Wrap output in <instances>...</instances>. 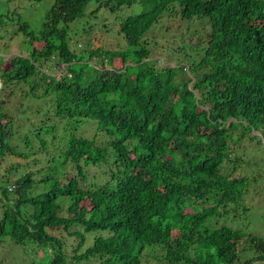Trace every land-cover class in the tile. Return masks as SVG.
Listing matches in <instances>:
<instances>
[{
    "label": "trees",
    "instance_id": "obj_1",
    "mask_svg": "<svg viewBox=\"0 0 264 264\" xmlns=\"http://www.w3.org/2000/svg\"><path fill=\"white\" fill-rule=\"evenodd\" d=\"M93 1L101 0H56L38 32L24 22L29 52L0 70L10 94L28 87L22 113L42 111L33 105L43 100L75 130L61 152L72 168L12 181L2 174L4 163L13 161L6 172H18L34 141L45 148L57 126L46 127L48 116L22 129L0 99V246L45 248L38 264L264 262V237L215 225L249 211L251 180L233 152L243 139H264V0H109L114 11L144 7L120 24L130 45L175 7L184 20L209 18L189 84L177 82V67L150 62L146 47L133 54L92 49L83 64L70 31ZM93 59L96 76L87 81ZM82 126L94 134L82 135ZM92 167L102 181H89ZM92 232L107 234L86 248ZM59 233L77 242L72 254Z\"/></svg>",
    "mask_w": 264,
    "mask_h": 264
},
{
    "label": "rangeland",
    "instance_id": "obj_2",
    "mask_svg": "<svg viewBox=\"0 0 264 264\" xmlns=\"http://www.w3.org/2000/svg\"><path fill=\"white\" fill-rule=\"evenodd\" d=\"M56 0H0V70L4 64L14 58L16 55H25L29 52V36L22 29L24 22L29 24V31L38 32L44 21L47 11L53 6ZM114 2L109 0L93 1L89 4L86 15L75 22L72 26L75 31H70L71 48L75 49L78 56L82 57L83 64L88 62L87 56L92 49H105L123 51L133 54L136 50L146 47L150 51V59L162 69L166 67H177V82H190L194 75L191 71L195 64L203 59L204 50L207 46V37L211 32L209 18H194L193 20H184L178 15L177 7L165 18L155 24L139 45H130L126 42L123 34L120 32V24L130 16L138 15L144 11L140 3L131 6H124L121 9L113 10ZM177 8V9H176ZM71 28V29H72ZM6 64V65H7ZM96 60L93 59L86 68V80L95 78L93 65ZM182 66L189 68V71L182 70ZM81 65H75V69H80ZM133 69L130 71L132 72ZM0 78V99L6 101L7 108L16 116L17 125L26 129L32 125L38 124L39 119L50 117L46 127L57 126V130L47 137V146L41 148L34 141L35 149H30L29 157L22 162L18 172L7 171L13 161L4 163L2 174L6 175L12 181L19 179L29 171L37 172L38 177L48 172H56L64 168H72L63 163L61 157L62 148L70 133L74 129L67 127V122L58 120L54 117L51 104H44L43 100L37 101L33 105L34 111L41 108L42 111L22 113L20 104H30L24 98L27 86H23L24 91L10 94V87H4ZM190 86L192 84L190 83ZM48 100V99H47ZM23 107V106H22ZM25 110H27L25 108ZM29 118V121H26ZM79 133L84 136H92L95 132L94 127L83 126L79 128ZM260 135V133H255ZM250 138V137H249ZM235 143V142H234ZM233 144V143H232ZM234 144L237 152L233 155L241 158V172L245 173L251 180L246 203L249 206L247 213L241 211L236 214L237 217L223 218L219 220V225H229L237 229H243L259 237H264V139L257 142V139H243L239 145ZM233 146V147H234ZM25 151H28L25 150ZM35 151H38L37 153ZM103 169L107 167L102 164ZM91 174L90 182L102 181L103 177H96L93 174L100 173L98 168L92 167L89 170ZM62 202L66 201L61 200ZM66 209L68 202L64 204ZM105 232H92L87 234V242L84 247L88 248L94 244V239L98 236H104ZM58 236L67 244L68 252L72 254V245L77 242L68 234L59 233ZM84 251V249H83ZM48 254L45 248L37 245L27 247L19 246L11 241L5 242L0 246V264H38L44 261V255ZM151 263H153L151 261ZM264 264V262L254 263Z\"/></svg>",
    "mask_w": 264,
    "mask_h": 264
}]
</instances>
